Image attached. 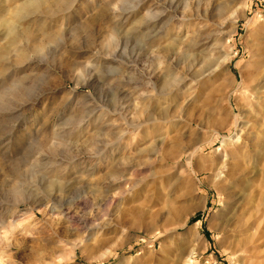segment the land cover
I'll list each match as a JSON object with an SVG mask.
<instances>
[{"label": "rangeland", "instance_id": "rangeland-1", "mask_svg": "<svg viewBox=\"0 0 264 264\" xmlns=\"http://www.w3.org/2000/svg\"><path fill=\"white\" fill-rule=\"evenodd\" d=\"M30 1L0 0L28 34L0 59V264H264V111L242 80L264 0ZM247 138L228 226L219 182Z\"/></svg>", "mask_w": 264, "mask_h": 264}, {"label": "bare ground", "instance_id": "bare-ground-1", "mask_svg": "<svg viewBox=\"0 0 264 264\" xmlns=\"http://www.w3.org/2000/svg\"><path fill=\"white\" fill-rule=\"evenodd\" d=\"M201 0H196V4L198 7V4ZM34 5H39L41 1L39 0H32L30 1L29 3H32ZM174 0H170L169 4L171 5V3H173ZM28 5V3H27ZM25 7L24 6H20L19 9L16 11V13L19 14V12H26L25 10ZM23 15V13H22ZM15 16V15H14ZM17 16H21V13L20 15H17ZM195 16H199L198 15V11L196 10L195 13H192V14H187V15H184L183 17L184 18H188V21H191L193 18L195 20ZM13 21L10 20H0V25L2 26L3 28V32L5 33V36L8 40L7 42V45L6 46H3V47H0V59L3 58L5 52L7 50H10V48L12 46H16L18 45V43L22 42L25 37H26V34L25 32H20L18 31L17 27H15L12 23ZM194 22V21H193ZM188 24V22L186 23ZM194 26V25H193ZM140 29H142L141 27L139 28V33L140 35H143V32L142 30L140 31ZM28 35V34H27ZM155 35V34H154ZM29 40V38H27ZM26 41V40H25ZM24 41V42H25ZM30 43V42H29ZM27 44V43H26ZM20 45V44H19ZM23 46V45H22ZM27 46V45H26ZM34 47V50L35 51H40V49L42 48L41 45L38 44V46H33ZM13 48V47H12ZM29 48V47H28ZM31 49V48H30ZM15 50V49H14ZM143 52V51H142ZM17 53V52H16ZM18 53H20L18 51ZM17 55V54H16ZM21 55V54H20ZM18 56V55H17ZM17 59H21L19 56L17 57ZM2 61V60H1ZM255 67L253 69V71L248 75H242V80L243 79H246L247 76H249V78L252 80V81H257L256 83V86L255 88H253V90L257 93L256 95V99H255V102H252L251 106L252 108L250 110H252V114L253 116L256 118L257 115H260L264 108V53H260L259 57L257 58V60H255ZM260 67V68H259ZM2 69V68H1ZM0 73H1V70H0ZM160 86H161V89H166L168 88L169 84L167 82V79H165L164 77H162V80H161V83H160ZM139 87H143V83L140 82L139 83ZM248 95V94H247ZM251 95V94H250ZM150 99V98H149ZM156 102V101H155ZM250 103V102H249ZM249 105V104H248ZM250 106V107H251ZM250 114V112H249ZM264 115V114H263ZM252 117V116H251ZM260 118V117H259ZM253 119V117L251 118ZM259 120V119H258ZM262 120V119H261ZM256 119L255 120H250L248 117L245 118V120L243 122H241L238 130L239 131H244L246 130V132H248L247 134H251L250 132V129L251 127L254 125ZM260 122V121H259ZM238 126V125H237ZM253 130V129H252ZM242 142V141H241ZM244 142V143H243ZM242 143L241 146L239 145H234V149L237 150V155H235V163H232L231 165H229L230 167L229 168H226V177L224 179H221L220 180V186L218 187V192L222 195H224V206H223V209L222 211L224 212V214L226 215L227 219L225 221V225H230V221L232 220V217H233V214H232V206H233V203L234 201L232 200V193L234 192V189L237 188V186L239 185L240 181L245 177L247 171L249 170L248 166L251 164V163H254L256 161L257 158V155L258 154H261L262 152V147H260V145L257 144V142L253 139H246L244 140ZM262 145V144H261ZM251 148H254V152L251 153ZM111 157V156H110ZM70 159V158H69ZM116 159V158H115ZM115 159H113L112 161L113 162H110V164L114 167L113 163H115ZM231 159V158H230ZM73 160V158H72ZM71 161V160H70ZM73 164L75 163L74 161L72 162ZM75 166L77 165L74 164ZM111 168V167H110ZM109 169V168H108ZM117 169V168H116ZM71 169H67L65 171V169H59V168H56V169H52L50 170L47 174H45L44 176H41L40 177V180L43 179L44 177L45 178H50L52 177V179L49 180V183H53L54 181H56V178H59L60 180H67V178L71 176ZM112 170V169H111ZM110 170V171H111ZM8 171V170H6ZM78 172V171H77ZM28 173V172H27ZM32 173V172H30ZM77 174V173H76ZM22 175L17 169H12L10 171V176L12 178V180H15V183L16 185H13L11 186L10 190H9V193L10 195L13 197V198H16V196H18L19 198V195L21 197V195L28 191L27 189H25L23 187V179H22ZM35 175V174H34ZM89 175V174H88ZM118 175V172L117 170L113 169L111 172H110V176L111 177H114ZM36 176V175H35ZM31 184V183H30ZM39 185H41V183L39 182L38 183ZM243 184V183H242ZM28 185V184H27ZM60 185V184H59ZM25 186V185H24ZM27 187V186H26ZM31 187V186H30ZM244 188V186H243ZM22 193V194H21ZM37 196V194H36ZM43 196V195H42ZM46 196V195H45ZM11 197V198H12ZM47 197V196H46ZM222 216H223V213H222ZM185 221H182V223H184ZM236 228V227H235ZM234 228V229H235ZM228 229V228H227ZM175 231V230H174ZM228 233V232H227Z\"/></svg>", "mask_w": 264, "mask_h": 264}]
</instances>
